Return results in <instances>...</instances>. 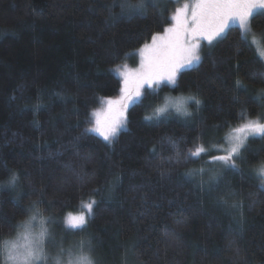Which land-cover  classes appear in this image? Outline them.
Returning a JSON list of instances; mask_svg holds the SVG:
<instances>
[{"label":"trees","instance_id":"obj_1","mask_svg":"<svg viewBox=\"0 0 264 264\" xmlns=\"http://www.w3.org/2000/svg\"><path fill=\"white\" fill-rule=\"evenodd\" d=\"M121 2L0 0V240L43 194L39 207L56 219L58 242L90 238L98 264H264V185L252 173L264 151L237 159L242 172L211 159L220 153L212 146L244 122L242 109L247 119L264 114L253 99L264 80L250 79L264 64L234 26L203 48L200 64L182 70L179 87L145 89L128 108L127 127L105 141L85 130L101 99L121 94L114 69L173 23L172 1L131 16L121 15ZM262 13L252 20L257 34ZM237 79L247 91L234 87ZM182 95L202 101L189 102L190 117L145 119ZM248 145L259 149L264 138ZM201 146L205 152L189 155ZM201 168L203 176L190 175ZM93 200L89 215L84 205ZM81 212L86 228L65 231L62 221Z\"/></svg>","mask_w":264,"mask_h":264},{"label":"snow or ice","instance_id":"obj_2","mask_svg":"<svg viewBox=\"0 0 264 264\" xmlns=\"http://www.w3.org/2000/svg\"><path fill=\"white\" fill-rule=\"evenodd\" d=\"M119 7L121 15H143L147 10L148 0H139L135 4L130 3L129 0H123ZM189 7L185 4L183 8H178L172 17L174 23L165 28L163 33L154 34L151 38L152 42L145 43L139 49L141 57L139 69L129 71L124 66L125 70L120 73L124 85L120 97L104 101L107 105L106 109L93 113L95 123L92 128L86 129V132H95L108 142L114 140L121 129L126 127L127 108L141 98L145 85L150 89H159L162 84L179 87L178 78L182 70L200 64L203 59L200 42L207 41L208 45H212L214 41L225 39L228 30L234 26L239 28L240 43L246 48L253 49L264 64V30L257 34L253 31L252 25L254 14L264 10V0H195L191 5L190 17L187 15ZM119 67L117 66V69ZM236 67L238 70L239 64ZM250 79L264 80V71L252 73ZM234 87L237 90L243 88L247 91V86L239 79L234 82ZM156 94L158 95V92ZM234 99L239 101L238 97ZM253 99L264 107V89H261ZM189 102H194L197 108L202 104L196 95H182L174 104L165 103L164 106L156 108L153 116H147L145 119L152 120L161 115H168L173 110L177 115L190 117L192 113L187 107ZM246 112V109H242L240 113L244 122L231 129L228 137L230 146L222 149L225 154L211 157L213 162H223L228 170L234 172H242L236 160L246 163L244 153L251 152L253 155H259L261 151H264V146L253 150L248 145L249 137L264 138V122H262L264 114L256 119H247ZM168 142L173 146L177 143L171 138ZM203 152L205 149L201 146L189 155L199 156ZM204 172L205 169L201 168L190 175L203 176ZM252 173L264 185V161L258 162L252 168ZM18 180V174L12 173L7 182L8 186L14 188ZM218 181V175L210 177L209 187ZM42 203L43 194L41 199L32 201L28 205L26 211L30 213L29 218L15 225L14 235L0 240V264H98L93 255L94 246L90 238L81 239L68 248H65L61 241L55 255L48 252L46 245L54 239L51 226L56 223V219L51 215L44 216L39 207ZM95 204L96 201L93 200L84 205L89 215L93 214ZM236 206H239V202ZM37 223L39 231L34 230ZM62 223L66 225L65 231L69 228L83 231L88 224V218L83 212L78 215L69 214ZM237 255H239V249H237Z\"/></svg>","mask_w":264,"mask_h":264},{"label":"rangeland","instance_id":"obj_3","mask_svg":"<svg viewBox=\"0 0 264 264\" xmlns=\"http://www.w3.org/2000/svg\"><path fill=\"white\" fill-rule=\"evenodd\" d=\"M159 1H162V2H164V1H167V0H148V4L149 3H157V2H159ZM169 1H172L173 2V10H172V17L176 14V10L178 9V8H183L184 7V5L185 4H188L190 7H189V10H188V13H187V15L190 17L191 16V5L195 2V0H169ZM129 2L130 3H132V4H135V3H138L139 2V0H129ZM261 11H264V10H260V12ZM258 13V12H257ZM254 15H256V13L254 14ZM173 23H174V21H173ZM172 23V24H173ZM171 24V25H172ZM171 25H169L168 27H170ZM254 31V30H253ZM161 33H163V32H161ZM152 42V40H150L149 42H147L148 44H150ZM215 42V41H214ZM201 43V55H203V48L206 46V45H208V43H207V41H201L200 42ZM140 49V48H139ZM139 49H137V51L135 52V55L133 56V57H131V58H129L128 60H126V62L125 63H122V64H120V65H118V66H120L119 67V69H117V66H116V68L114 69V71L115 72H117L120 76H121V72L122 71H124L125 70V67L124 66H126V68H127V70H129V71H135V70H137V69H139V67H140V61H141V57H140V54H139ZM195 66V65H194ZM193 67V66H192ZM191 67V68H192ZM189 69V68H188ZM122 77V76H121ZM123 78V77H122ZM123 86L124 85H122V88H123ZM145 89H149L148 88V86L147 85H145V87H144V89H142V95H143V93H144V91H145ZM121 95V94H120ZM120 95L119 96H117V98H119L120 97ZM142 97V96H141ZM178 97H180V96H174V97H169L168 99H166V102L165 103H168L169 105H171V104H174L176 101H177V98ZM117 99V98H112V97H107L106 99ZM105 98H102L101 100H102V103L98 106V107H96L95 109H93V113L94 112H96V111H103L104 109H106V107H107V105H106V103H104V101L106 100ZM141 100V98L136 102V103H138L139 101ZM164 103V104H165ZM164 104H162L163 106H164ZM189 104V103H188ZM131 105H133V104H130L129 105V107L131 106ZM128 107V108H129ZM162 107V106H161ZM187 107H188V105H187ZM128 108H127V110H126V113H125V115H126V118H127V114H128ZM190 107H188V111L190 112V109H189ZM93 113H92V122H93V124L91 125V127L90 128H92L93 127V125H94V123H95V116L93 115ZM177 115V114H175V112H174V110L173 111H171L170 112V115ZM184 117V116H183ZM257 118V117H256ZM256 118H254V119H256ZM249 119H253V118H249ZM262 122H264V121H262ZM126 127H127V124H126ZM125 127V128H126ZM124 129V128H123ZM95 133V132H94ZM97 134V133H96ZM230 136V134H228V135H226V136H223V141L222 142H218V145L216 146H212V148H215L216 150H219L220 151V153H219V155H224L225 154V152L224 151H222V149H226V148H228L230 145H229V142H228V137ZM249 139H250V137H249ZM213 144V143H212ZM214 145V144H213ZM29 217H27L25 220H27ZM24 220V221H25ZM65 225V224H64ZM66 226V225H65ZM52 228V227H51ZM35 231H39V224L37 223L36 225H35V229H34ZM53 231V230H52ZM53 234H54V239L52 240V241H50V242H48L47 243V245H46V247H47V250H48V252L50 253V254H52V255H55L56 254V252H57V248H58V245H59V242H58V238H59V235L57 234H55L54 233V231H53ZM70 245L69 246H72V245H74V243L73 242H71V243H69ZM63 245H65V244H63ZM69 246H64L65 248H68Z\"/></svg>","mask_w":264,"mask_h":264}]
</instances>
